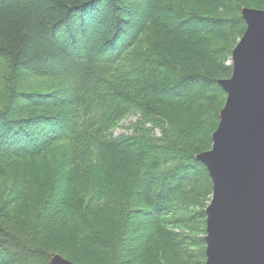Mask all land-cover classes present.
<instances>
[{
    "label": "trees",
    "instance_id": "trees-1",
    "mask_svg": "<svg viewBox=\"0 0 264 264\" xmlns=\"http://www.w3.org/2000/svg\"><path fill=\"white\" fill-rule=\"evenodd\" d=\"M244 8L264 0H0L11 80L58 87L0 107V264H204L212 182L196 156Z\"/></svg>",
    "mask_w": 264,
    "mask_h": 264
},
{
    "label": "water",
    "instance_id": "water-1",
    "mask_svg": "<svg viewBox=\"0 0 264 264\" xmlns=\"http://www.w3.org/2000/svg\"><path fill=\"white\" fill-rule=\"evenodd\" d=\"M226 98L209 150L196 156L212 182L204 264H264V10L244 8ZM50 264H74L58 255Z\"/></svg>",
    "mask_w": 264,
    "mask_h": 264
},
{
    "label": "rangeland",
    "instance_id": "rangeland-1",
    "mask_svg": "<svg viewBox=\"0 0 264 264\" xmlns=\"http://www.w3.org/2000/svg\"><path fill=\"white\" fill-rule=\"evenodd\" d=\"M248 9H254V8H248ZM256 10H261V9H256ZM262 10H264V9H262ZM237 41H239V40H237ZM230 58H231V55H230ZM228 63H230V65H231L230 59H229ZM225 79H228V78H225ZM56 88H58V87L56 86L55 82L44 81L41 78L32 77L30 74H28L25 71H20L18 76L14 77V79L11 80V76H10L9 70H8V63L4 59L0 58V107L2 106V104L5 100L6 94L11 92V91H16V92H20V93L21 92H37V93L48 94V93L54 91ZM8 90H10V91H8ZM223 106H224V104H223ZM136 121H137V117H135V116H129L126 119H124L121 122L120 127H118L114 131V137H119L121 135L130 134L128 128L131 125H133ZM20 169H21V166H19V168L15 167V170L10 173V181L9 182L16 181L15 179H17L18 176H20V173H21L19 171ZM55 255H57V254H54L53 256H55ZM53 256H51V259H50L48 264H50ZM195 260L198 261L199 259H195ZM74 264H77V263H74Z\"/></svg>",
    "mask_w": 264,
    "mask_h": 264
}]
</instances>
